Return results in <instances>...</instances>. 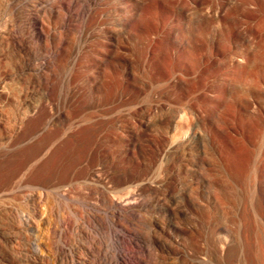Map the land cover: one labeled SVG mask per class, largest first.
Masks as SVG:
<instances>
[{
    "label": "rangeland",
    "instance_id": "obj_1",
    "mask_svg": "<svg viewBox=\"0 0 264 264\" xmlns=\"http://www.w3.org/2000/svg\"><path fill=\"white\" fill-rule=\"evenodd\" d=\"M85 6L0 0V264H196V175L264 211V0H147V43Z\"/></svg>",
    "mask_w": 264,
    "mask_h": 264
},
{
    "label": "bare ground",
    "instance_id": "obj_2",
    "mask_svg": "<svg viewBox=\"0 0 264 264\" xmlns=\"http://www.w3.org/2000/svg\"><path fill=\"white\" fill-rule=\"evenodd\" d=\"M84 1L86 2V9H83L84 11L81 16L83 15L84 17L91 14L95 8L104 7L103 12H108L109 22L119 23V21H123L125 25L123 29L126 31V40L128 43H130L129 40L131 38L132 29L137 31L135 34L137 33L138 36L145 40L141 39L143 43L148 40L149 7L147 6V0ZM51 7L54 6L52 5ZM57 7H55V9ZM50 13L54 14L53 8L50 10ZM76 15L80 17L79 13H76ZM136 15L140 16V21L135 19ZM61 19L63 25H66L71 20L70 17L66 16L61 17ZM28 25L33 30L34 36H44V24L40 21L37 13H34ZM121 31L123 30L118 29V26L112 27V32L115 33L113 34L114 36L117 35L120 37ZM108 43L115 44L111 38ZM146 46H148V44ZM103 52H105V55L110 54L112 52L110 45L105 43ZM124 55L126 56L124 60H127V54L125 53ZM256 56V52H253L251 55L242 58L243 60L244 58L246 59L248 65L255 67L254 65H256L258 61ZM143 64L145 65V59L143 60ZM251 67L250 69H252ZM250 105L251 108L254 107L255 115L252 116L248 113H242L240 114L241 117H243V119L256 120L257 126L262 127L264 122L263 112L260 108L255 106V103ZM226 120L231 123L235 121L234 118L230 117L226 118ZM197 139L200 141L196 142L204 144L205 147L207 146V140L203 138L202 134L196 135V140ZM216 142L217 140L215 139V143ZM215 143L213 144L212 142V147H215ZM174 144V142H171L169 146L173 147ZM261 146H263V143ZM5 153L6 151L0 150V158L6 155ZM209 153L212 155L210 148L206 151V154ZM260 153L257 159L258 163L256 164L257 169H261L259 164L261 163V157H264V149H261ZM207 179L206 177H199L196 175V214L201 215L204 220L202 228L199 224H196V264H228V260L231 256H237L235 264H264V222L260 219L264 217V211L255 200L258 181L256 182L253 178L251 179V186L254 190L252 189L253 194L250 199L249 195H247L246 198H238L237 201L231 203V201L229 202L218 196L217 200L221 206L217 207V205L212 203V185L205 183ZM129 198H127V200ZM202 200H205V202ZM123 202L119 201V199L110 198L109 203H111L116 210H122L124 209ZM203 206H205V208ZM114 214L115 217L120 215L117 211ZM117 257V264H129L126 255L122 254V252Z\"/></svg>",
    "mask_w": 264,
    "mask_h": 264
}]
</instances>
